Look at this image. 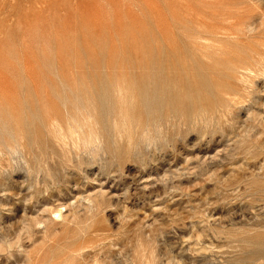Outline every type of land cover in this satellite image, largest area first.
Instances as JSON below:
<instances>
[{
	"label": "rangeland",
	"instance_id": "obj_1",
	"mask_svg": "<svg viewBox=\"0 0 264 264\" xmlns=\"http://www.w3.org/2000/svg\"><path fill=\"white\" fill-rule=\"evenodd\" d=\"M263 31L264 0H0V264H264Z\"/></svg>",
	"mask_w": 264,
	"mask_h": 264
},
{
	"label": "bare ground",
	"instance_id": "obj_2",
	"mask_svg": "<svg viewBox=\"0 0 264 264\" xmlns=\"http://www.w3.org/2000/svg\"><path fill=\"white\" fill-rule=\"evenodd\" d=\"M251 17H252V16H251ZM250 21H251V19H250ZM250 21H249V23H250ZM201 22H202V21H201ZM246 23H247V22H246ZM244 24H245V23H244ZM236 25H237V24H236ZM218 26H219V25H218ZM197 27H198V26H197ZM219 27H221V26H219ZM219 27H217V28H219ZM200 28H201V27H200ZM220 29H221V28H220ZM220 29H219V30H220ZM223 29H224V28H223ZM239 29H240V28H239ZM204 30H205V29H204ZM219 30H218V31H219ZM263 32H264V31H263ZM220 33H221V32H220ZM219 35H220V34H219ZM160 37H161V36H160ZM161 39H162V38H161ZM200 39H202V38H199V39H197V40H200ZM195 40H196V39H195ZM163 41H164V40H163ZM204 41L206 42V40H204ZM209 41H210V40H209ZM209 41H208V42H209ZM199 42H200V41H199ZM202 42H203V41H202ZM258 42H259V41H258ZM206 43H207V42H206ZM211 43H212V42H211ZM239 43H240V41H239ZM262 43H263V41H262ZM184 44H185V43H184ZM193 44H194V43H193ZM213 44H215V43H213ZM216 44H217V43H216ZM216 44H215V45H216ZM245 44L247 45V43H245ZM263 44H264V43H263ZM166 45H167V44H166ZM208 45H210V44H208ZM194 46H195V44H194ZM210 46H211V45H210ZM212 46H213V45H212ZM170 47H171V46H170ZM204 47H205V46H204ZM249 47H250V46H249ZM196 48H197V47H196ZM198 48H199V45H198ZM211 48H212V47H211ZM215 48H217V50H218L220 47H219V48H218V47H215ZM250 48H251V47H250ZM263 48H264V47H263ZM206 49H207V47H206ZM208 49H209V46H208ZM224 49H225V48H224ZM172 50H173V49H172ZM201 50H202V49H201ZM217 50H216V51H217ZM252 50H253V49H252ZM255 50H256V48H255ZM255 50H254V51H255ZM193 51H195V50L193 49ZM211 51H212V50H211ZM256 51H257V50H256ZM256 51H255V52H256ZM165 52H166V51H165ZM165 52H164V54H165ZM196 52H198V51L196 50ZM204 52H205V51H204ZM222 52H223V50H222ZM262 52H264V51H262ZM262 52H261V53H262ZM155 53H156V50H155ZM171 53H172V52H171ZM205 53H206V52H205ZM225 53H226V52H225ZM197 54H198V53H197ZM262 54H263V53H262ZM200 55H201V54H200ZM216 55H219V54H215V57H217ZM226 55H227V54H226ZM147 56H148V55H147ZM185 57H186V55H185ZM200 57H201V56H200ZM231 57H232V56H231ZM263 57H264V56H263ZM169 58L171 59V57H169ZM181 58H182V57H181ZM186 58H187V57H186ZM193 58H194V57H193ZM201 58H202V57H201ZM205 58H206V57H205ZM219 58H220V57H219ZM226 58H227V57H226ZM256 58H257V57H256ZM148 59H149V58H148ZM194 59H195V58H194ZM212 59H214V58H212ZM183 60H184V58H183ZM204 60L207 61L206 59H204ZM222 60H224V59H221V61H222ZM259 60H260V59H259ZM229 61H231V60H229ZM252 61H253V60H252ZM254 61H255V60H254ZM171 62H172V61H171ZM171 62H170V63H171ZM181 62H182V59H181ZM189 62H190V61H189ZM194 62H195V61H194ZM231 62H232V61H231ZM231 62H230V63H231ZM258 62H259V61H258ZM263 62H264V61H263ZM154 63H155V61H153V64H154ZM165 63H166V62H165ZM182 63H183V62H182ZM196 63H197V61H196ZM220 63H221V62H220ZM233 63H234V61H233ZM255 63H256V62H255ZM259 63H260V62H259ZM171 64H172V63H171ZM231 64H232V63H231ZM263 64H264V63H263ZM163 65H164V64H163ZM173 65H174V64H173ZM187 65H188V64H187ZM253 65H254V64H253ZM257 65H258V64H257ZM257 65H256V66H257ZM154 66H155V65H154ZM154 66H153V67H154ZM157 66H158V65H157ZM204 66H205V65H204ZM258 66H259V65H258ZM184 67H185V66H184ZM184 67H183V68H184ZM188 67H189V66H188ZM197 67H198V66H197ZM233 67L235 68V64H234ZM237 67H238V70H239L240 67H239L238 65H237ZM245 67H246V66H245ZM260 67H261V66H260ZM249 68H251V66H250ZM254 68H255V67H254ZM262 68H263V67H262ZM165 69H167V68H165ZM172 69H173V68H172ZM240 69H241V68H240ZM179 70L181 71V69H179ZM182 70H183V69H182ZM184 70H185V69H184ZM199 70H200V69H199ZM246 70H247V69H246ZM249 70H250V69H249ZM249 70H248V71H249ZM256 70H257V69H256ZM147 71H148V70H147ZM165 71H166V70H165ZM167 71H168V70H167ZM171 71H172V70H171ZM175 71H176V70H175ZM190 71H191V70H190ZM205 71H206V70H205ZM244 71H245V70H244ZM248 71H247V73H248ZM257 71H258V70H257ZM259 71H261V70H259ZM262 71H263V70H262ZM262 71H261V72H262ZM145 72H146V71H145ZM168 72H169V71H168ZM176 72H177V71H176ZM192 72H193V71H192ZM254 72H255V71H254ZM261 72H259V73H261ZM263 72H264V71H263ZM155 73H156V72H155ZM169 73H171V72H169ZM169 73H168V74H169ZM182 73H183V71H182ZM182 73H181V74H182ZM147 74H148V73H147ZM156 74H157V73H156ZM175 74H176V73H175ZM186 74H187V73H186ZM161 75H162V74H161ZM170 75H171V74H170ZM170 75H169V76H170ZM176 75H177V74H176ZM187 75H188V74H187ZM198 75H199V74H198ZM193 76H194V74H193ZM200 76H201V75H200ZM164 77H166V76L164 75ZM181 77H182V76H181ZM162 78H163V77H162ZM171 78H172V77H171ZM191 78H192V77H191ZM198 78H199V77H198ZM201 78H202V77H201ZM215 78H216V77H215ZM154 79H155V77H154ZM173 79H174V78H173ZM181 79H182V78H181ZM211 79H212V78H211ZM211 79H210V83H211ZM177 80H178V79H177ZM179 80H180V78H179ZM203 80H204V79H203ZM203 80H202V81H203ZM219 80H220V79H219ZM219 80H218V81H219ZM166 81H167V80H166ZM169 81H170V80H169ZM172 81H174V80H172ZM198 81H199V80H198ZM157 82H158V81H157ZM175 82H177V81L175 80ZM180 82H181V81H180ZM189 82H190V80H189ZM199 82H200V81H199ZM227 82H228V80H227ZM148 83H149V82H148ZM153 83H154V85H155L154 80H153ZM218 83H219V82H218ZM157 84H158V83H157ZM159 84H160V83H159ZM171 84H174V83H171ZM182 84H183V83H182ZM188 84H189V83H188ZM199 84H200V83H199ZM201 84H202V82H201ZM212 84H213V83H211V85H212ZM214 84H215V83H214ZM219 84H220V83H219ZM222 84H223V83H222ZM226 84H227V83H226ZM149 85H150V84H149ZM176 85H177V84H176ZM195 85H197V82H196ZM202 85H203V84H202ZM220 85H221V84H220ZM185 86H186V85H185ZM190 86H191V85H190ZM188 87H189V85H188ZM188 87H187V88H188ZM199 87H200V86H199ZM222 87H223V86H222ZM226 87H227V86H226ZM170 88H171V87H170ZM172 88H174V87H172ZM176 88H177V87H176ZM211 88H212V87H211ZM230 88H231V87H230ZM197 89H198V88H197ZM163 90H164V89H163ZM212 90H213V89H212ZM219 90H220V88H219ZM222 90H223V89H222ZM233 90H235V89H233ZM172 91H173V90H172ZM172 91H171V92H172ZM189 91H190V90H189ZM193 91H194V89H193ZM193 91H192V92H193ZM198 91H199V90H198ZM223 91H224V90H223ZM228 91H229V90H228ZM199 92H200V91H199ZM224 92H225V91H224ZM190 93H191V92H190ZM195 93H197V92H195ZM187 94H188V93H187ZM193 94H194V93H193ZM197 94H199V93H197ZM213 94H215V93H213ZM216 94H217V92H216ZM169 95H170V94H169ZM174 95H175V93H174ZM195 95H196V94H195ZM203 95H204V94H203ZM228 95H229V94H228ZM231 95H232V93H231ZM56 96H57V95H56ZM206 96H207V95H206ZM222 96H223V95H222ZM226 96H227V95H226ZM194 97H195V96H194ZM214 97H215V95H214ZM173 98H174V96H173ZM216 98H217V96H216ZM165 99H166V98H165ZM196 99H197V98H196ZM198 99H199V97H198ZM217 99H218V98H217ZM214 100H215V99H214ZM220 101H221V100H220ZM222 101H223V99H222ZM197 102H198V100H197ZM225 102H226V101H225ZM218 103H219V102H218ZM218 103H217V104H218ZM221 103H222V102H221ZM198 104H199V102H198ZM214 104H215V103H214ZM223 105H224V103H223ZM218 106H219V105H218ZM220 106H221V105H220ZM224 106H225V105H224ZM221 107H223V106H221ZM201 109H202V108H201ZM201 109H200V110H201ZM201 112H202V111H201ZM56 118H57V117H56ZM71 119H72V118H71ZM52 120H54V118H53ZM54 122H56V121H54ZM54 122H53V123H54ZM74 126H76V124H75ZM68 127H69V126H68ZM76 129H77V128H76ZM71 130H74V129H71ZM77 130H78V129H77ZM75 131H76V130H75ZM79 132H80V131H78V133H79ZM59 133H60V132H59ZM59 133L57 134L56 137L61 136V135H59ZM61 133H62V132H61ZM69 133H72V132H69ZM74 133H76V132H74ZM67 134H68V133H67ZM63 135H64V134H63ZM63 135H62V137H63ZM69 135H70V134H68V136H69ZM71 135H72V134H71ZM80 135H81V134H80ZM96 135H97V134H96ZM64 136H65V137H63V138H66V135H64ZM90 136H91V135H90ZM90 136H88V137H90ZM92 136H93V135H92ZM72 137H73V136H72ZM74 137H75V136H74ZM77 137H78V135H77ZM88 137H87V138H88ZM97 137H98V136H97ZM59 138H60V137H59ZM75 138H76V137H75ZM93 138H94V137H93ZM89 139H90V138H89ZM97 139H98V138H97ZM60 140H61V138H60ZM69 140H71V138H70ZM79 140H80V137H79ZM84 140H85V139H84ZM87 140H88V139H86V141H87ZM93 140L96 141L95 138H94ZM93 140H92V141H93ZM61 141L64 142V140H61ZM86 141H85V142H86ZM92 141H91V142H92ZM10 142H11V141H10ZM82 142H83V140H82ZM85 142H83V143H85ZM80 143H81V142H80ZM80 143H79V144H80ZM86 143H87V142H86ZM76 144H77V143H76ZM76 144H74V145H76ZM79 144H78V146H79ZM81 144H82V143H81ZM88 144H89V141H88ZM88 144H87V146H88ZM72 145H73V144H72ZM85 145H86V144H85ZM8 146H9V145H8ZM78 146H77V148H78ZM87 146H86V147H87ZM10 147H11V146H10ZM8 148H9V147H8ZM84 148H85V147H84ZM260 180H261V179H260ZM260 180H259V183L261 182ZM252 181H254V180H252ZM252 181H251V182H252ZM256 182H257V180H256ZM256 182H255V183H256ZM262 182H264V181H262ZM253 183H254V182H253ZM255 183H254V184H255ZM259 183H257V184L260 185ZM252 185H253V184H252ZM247 187H248V185H247ZM248 188H249V187H248ZM253 188H255V186H254ZM250 189H251V188H250ZM255 189H257V188H255ZM252 191H253V190H252ZM252 191H251V192H252ZM255 192H256V191H255ZM255 192H253V194H254ZM259 193H260V195H261V192H259ZM253 194H252V195H253ZM248 195H249V194H248ZM253 199H254V198H253ZM259 200H261V199H259ZM261 202H262V201H261ZM263 202H264V201H263ZM252 203H253V202H252ZM255 203H257V202H255ZM263 204H264V203H263ZM59 215H60V214H59ZM21 219H22V218H21ZM21 219H20V220H21ZM22 220H23V219H22ZM25 222H26V221H25ZM19 223H20V222H19ZM22 223H24V222H22ZM22 223H20V224H22ZM36 224H38V223H36ZM18 225H19V224H18ZM17 227H18V226H17ZM14 228H15V227H14ZM262 228H263V227H262ZM15 229H16V228H15ZM81 229H82V228H81ZM84 229H85V228H84ZM12 230H13V229H12ZM19 230H20V229H19ZM79 230H80V228L78 229V231H79ZM15 231H17V229H16ZM15 231H14V232H15ZM14 232H12V234H13ZM17 232H18V231H17ZM17 232H16V233H17ZM80 232H81V231H80ZM87 232H88V231H87ZM259 232H260V231H259ZM3 233H5V232H3ZM77 233H78V232H77ZM77 233H74V235H75V234L77 235ZM5 234H6V233H5ZM17 235H18V234H17ZM82 235H83V234H82ZM85 235H87V234H85ZM90 235H91V234H90ZM92 235H93V234H92ZM80 236H81V235H80ZM93 236H94V235H93ZM257 236H259V235H257ZM6 237H8V236H6ZM82 237H83V236H82ZM82 237H81V238H82ZM86 237H87V236H86ZM86 237H84V238H86ZM94 237H95V236H94ZM78 238H79V237H78ZM256 238H257V237H256ZM75 239H76V237H75ZM69 240H70V239H69ZM96 240H97V238H96ZM66 241H68V240H66ZM70 241H71V240H70ZM78 241H79V240H78ZM78 241H77V242H78ZM91 241H92V240H91ZM94 241H95V240H94ZM94 241H93V242H94ZM253 241H254V240H253ZM8 242H9V241H8ZM8 242H7V243H8ZM250 242H251V241H250ZM254 242H255V241H254ZM5 243H6V242H5ZM96 243H97V242L95 241V243H93V244L95 245ZM80 244H81V243H80ZM87 244H88V243H87ZM1 245H2V244H1ZM8 245L10 246V244H7V246H8ZM54 245H55V244H54ZM69 245H70V244H68V246H69ZM85 245H86V244H85ZM91 245H92V243H90V246H91ZM73 246H74V245H73ZM80 246L82 247V246H84V244H83V245H80ZM96 246H97V245H96ZM1 247H3V246H1ZM1 247H0V249H1ZM69 247H70V246H69ZM141 247H142V245H141ZM5 248H6V246H5ZM5 248L3 247L4 250H5ZM59 248H60V247H59ZM83 248L85 249V247H83ZM86 248H87V246H86ZM88 248H89V246H88ZM88 248H87V249H88ZM91 248H92V247H91ZM91 248H89V249H91ZM51 249H52V248H51ZM53 249H54V248H53ZM143 249H144V248H143ZM1 250H2V249H1ZM64 250H65V249H64ZM81 250H82V249H81ZM81 250H80V251H81ZM140 250H141V249H140ZM74 251H77V250H74ZM143 251H144V250H143ZM143 251H140V252H143ZM51 252H52V251H51ZM77 252H79V251H77ZM77 252H75V253H77ZM83 252H85V250H84ZM92 252H93V250H92ZM49 253H50V252H49ZM57 253H58V252H57ZM70 253H71V251H70ZM79 253H80V252H79ZM133 253H134V252H133ZM135 253H136V252H135ZM54 254H55V253H54ZM61 254H62V253H61ZM67 254H68V253H67ZM89 254H91V253H89ZM137 254H138V253H137ZM141 254H142V253H141ZM257 254H258V253H257ZM257 254H255V255H257ZM76 255H77V254H76ZM97 255H98V254H97ZM133 255H135V254H133ZM138 255H139V254H138ZM255 255L253 254V256H255ZM59 256H60V254H59ZM135 256H136V255H135ZM141 256H143V255H141ZM141 256H138V257L140 258ZM257 256H259V255H257ZM263 256H264V255H263ZM53 257H54V256H53ZM71 257H73V256H71ZM74 257H75V254H74ZM84 257H85V256H84ZM91 257H92V256H90L88 259H90ZM99 257H100V256H99ZM99 257H98V258H99ZM48 258H49V257H48ZM66 258H67V256H66ZM68 258H69V257H68ZM98 258H97V259H98ZM131 258H132V257H131ZM139 258H138V259H139ZM143 258H144V256H143ZM262 258H263V257H262ZM54 259H55V257H54ZM69 259H71V258H69ZM72 259H73V258H72ZM72 259H71V260H72ZM75 259H76V258H75ZM81 259H82V258H81ZM99 259H101V258H99ZM103 259H104V258H103ZM135 259H136V257H135ZM138 259H137V261H140V263L137 262V264H141V261H142V260H141V259L138 260ZM145 259H146V258H145ZM145 259H144V262L146 261ZM77 260H78V259H77ZM83 260H84V259H83ZM94 260L96 261V257H94L93 261H94ZM130 260H131V262H132V259H130ZM51 261H52V260H51ZM95 261H94V262H95ZM97 261H99V264H100V260H97ZM101 261H102V259H101ZM43 262H44V261H43ZM70 262H71V261H70ZM82 262H84V261H82ZM85 262H87V261H85ZM91 262H92V261H91ZM88 263H89V260H88ZM92 263H93V262H92ZM96 263H98V262H96ZM109 263H110V262H109ZM109 263H108V264H109ZM133 263H134V261H133ZM142 263H143V261H142ZM47 264H48V263H47ZM83 264H87V263H83ZM104 264H106V263H104ZM135 264H136V262H135ZM146 264H147V263H146Z\"/></svg>",
	"mask_w": 264,
	"mask_h": 264
}]
</instances>
